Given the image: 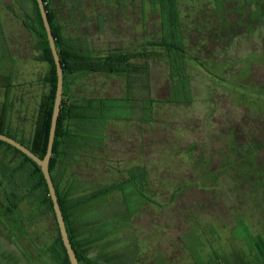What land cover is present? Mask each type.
<instances>
[{"label":"rangeland","instance_id":"obj_1","mask_svg":"<svg viewBox=\"0 0 264 264\" xmlns=\"http://www.w3.org/2000/svg\"><path fill=\"white\" fill-rule=\"evenodd\" d=\"M55 3L65 31L82 38L97 55L141 51L147 40L161 37L158 10L147 0ZM177 3L191 101L167 103L172 95L168 65L164 56L152 58L150 86L136 96L162 101L155 104L153 122L139 126L140 103H133L140 112L110 124L98 154L79 157L65 177L75 169L90 190L121 177L107 165L122 170L146 165L152 202L105 247L110 252L126 247L131 264H216L218 257L230 264H263L235 233L243 222L264 239V0ZM31 10L30 0H0L7 39L0 51V110L7 104L11 123L27 134L48 70L47 63L36 60V37L22 24ZM76 81V92L83 96L125 95L124 80L117 76L81 74ZM20 161L0 144V171ZM0 181V264H57L47 251L57 237L50 215L31 197L5 212L10 204L4 194L15 185L1 174ZM97 253L94 248L90 255Z\"/></svg>","mask_w":264,"mask_h":264},{"label":"trees","instance_id":"obj_2","mask_svg":"<svg viewBox=\"0 0 264 264\" xmlns=\"http://www.w3.org/2000/svg\"><path fill=\"white\" fill-rule=\"evenodd\" d=\"M43 1L63 71L62 100L49 170L70 243L80 264H131L126 247L116 252L105 251V247L112 235L131 226V219L142 206L152 202L149 171L146 165L135 164L125 170L107 165L111 174L120 173L121 177L90 190H85L84 182L75 169L68 170V177H65V171L67 167L77 166L79 157H95V154H98L97 150L102 148L106 128L113 123L131 120L132 111L138 113L141 110V117H136L139 126L143 124L141 121L153 122L155 104L162 101L150 97L139 100L136 96L144 87L148 89L150 86L149 60L152 58L164 56L168 65L172 95L167 99V103L187 104L191 101L182 63L187 50L177 0H147L149 5L158 10L153 9L160 16L161 37L147 40L145 49L129 52L113 49L99 55L95 54L82 38H74L65 31L59 20L56 0ZM30 2L31 13L25 11L26 16L22 19V24L37 39L39 53L36 60L48 65L47 73L41 79L45 92L40 96L31 133L27 134L21 127H14L8 115L7 104H3L0 110V133L18 140L42 158L47 147L57 77L36 0ZM5 44L7 39L3 35V24L0 19V51ZM138 58L144 59L145 62H135L134 59ZM81 74H103L123 78L125 95L120 97L80 95L76 92L78 87L76 79ZM6 87L9 90L11 85L6 84ZM133 103H140V110H137ZM18 120L17 125H20L22 119ZM0 144L6 145L8 150L21 157L18 165L14 167L9 165L6 170L0 171L3 177L10 180L13 178L14 181L8 183L15 185L10 194H4V198L10 204L9 207H5V212H10L11 208L26 197L39 202V207L42 206L47 211L57 229L56 240L47 250L50 258L57 264H70L39 166L10 144L1 140ZM195 150L199 151V147ZM0 182V185H3L2 181ZM182 186L184 185L179 187ZM179 187L175 194L179 193ZM239 226L235 237L244 239L248 247L254 251L256 259L264 264L263 237L254 236L243 222ZM94 248L98 249L95 256L90 255ZM223 258L225 257L215 259L218 262L216 264H230L223 261Z\"/></svg>","mask_w":264,"mask_h":264},{"label":"water","instance_id":"obj_3","mask_svg":"<svg viewBox=\"0 0 264 264\" xmlns=\"http://www.w3.org/2000/svg\"><path fill=\"white\" fill-rule=\"evenodd\" d=\"M40 16L43 22V26L45 28V32L47 35V40L49 44V48L51 50L53 60L55 63L56 68V90H55V97H54V104L52 109V115H51V122H50V128H49V135H48V141H47V147L46 152L42 158L38 157L36 154H34L30 149H28L25 145L20 143L18 140L0 133V140L10 144L11 146L15 147L19 151H21L23 154H25L27 157H29L35 164H37L43 174V177L45 179L49 196L51 198L52 207L55 215V220L58 226V231L63 243V246L66 250L68 259L70 264H80L76 254L72 248V245L70 243L68 233L66 230L65 222L63 219V215L57 200L56 190L52 181V177L49 170V162L52 155V148H53V141H54V135L57 125V119L60 111V105L62 100V91H63V71L62 66L60 63V59L58 56V52L55 46L54 36L52 34L50 24L47 17V12L44 6L43 0H36Z\"/></svg>","mask_w":264,"mask_h":264}]
</instances>
